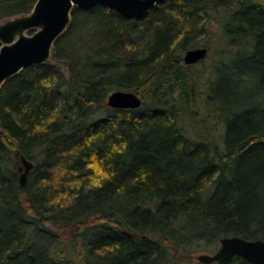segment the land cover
I'll list each match as a JSON object with an SVG mask.
<instances>
[{
    "label": "trees",
    "instance_id": "1",
    "mask_svg": "<svg viewBox=\"0 0 264 264\" xmlns=\"http://www.w3.org/2000/svg\"><path fill=\"white\" fill-rule=\"evenodd\" d=\"M36 1L0 0V21ZM69 27L52 63L0 90V264H168L227 236L264 241V0H165L143 18L74 8ZM81 27L95 34L79 48ZM210 32L195 108L183 54ZM115 90L142 106L94 117Z\"/></svg>",
    "mask_w": 264,
    "mask_h": 264
},
{
    "label": "water",
    "instance_id": "2",
    "mask_svg": "<svg viewBox=\"0 0 264 264\" xmlns=\"http://www.w3.org/2000/svg\"><path fill=\"white\" fill-rule=\"evenodd\" d=\"M165 0H37L31 11L0 21V90L11 77L24 68L36 64H50L56 42L67 31L74 8L92 10L105 6L128 18L145 17L158 3ZM30 30L34 33L28 34ZM207 47L191 48L184 54L187 65L196 64L208 55ZM143 104L142 98L132 91L115 90L109 94L107 105L118 109H135ZM23 170L19 177L24 187L34 163L23 157ZM240 256L251 264H264V241L239 236L220 240L214 253H202L203 264L225 262Z\"/></svg>",
    "mask_w": 264,
    "mask_h": 264
},
{
    "label": "rangeland",
    "instance_id": "3",
    "mask_svg": "<svg viewBox=\"0 0 264 264\" xmlns=\"http://www.w3.org/2000/svg\"><path fill=\"white\" fill-rule=\"evenodd\" d=\"M72 21V19H71ZM71 24V23H70ZM70 26V25H69ZM84 26H88L87 24H85ZM70 27H68L67 31L69 30ZM95 30H98L100 31V27H96ZM197 30V29H196ZM66 31V32H67ZM84 31V32H83ZM90 29L88 31V28L86 29H81L76 33V43L75 45L76 46H79V48L81 47H84L85 44H83V42H85L86 40V44L88 43V40H90V37H91V40H93V36H90L92 34H95L94 31H92V34L90 33ZM35 30H30L28 32V34H32L34 33ZM73 30L70 31L69 34H73ZM84 33V34H83ZM194 36L192 37L189 45H188V49H191V48H198V47H210L208 50V55L203 59L201 60L200 62L196 63V64H191V71H193V73L196 74V76H194L196 78V86H197V89H196V93L198 94V96L196 97V100H195V108L197 107V105L200 104L201 100L199 98V94L203 91V90H206L207 89V86H210V83L213 82V76H212V68L214 66V63H215V59H216V54H217V51H218V46L215 45V46H210V44L212 43V41L214 40L215 38V35L213 32H210V33H193ZM217 36V35H216ZM81 38V40H80ZM82 39H85V41H83ZM90 40V41H91ZM83 41V42H82ZM0 47H1V42H0ZM179 53V52H178ZM185 54V52H184ZM184 54H183V58H184ZM61 66H62V71L64 73H66L67 75H69V66L68 64L65 62V61H60L59 63ZM183 64H185L183 62ZM221 72L219 71L217 76H216V79H219L220 76H221ZM221 82V80H219ZM202 94V93H201ZM108 110H109V106L107 105V101L105 103L102 104V106L97 109V111L95 112L94 114V117H99V116H105L106 114H108ZM200 110V109H199ZM200 114V113H199ZM200 123H196V121H193V120H188L187 121V125L189 126L190 129H197L199 131V129L201 128V125H199ZM221 128L220 125H217V129L219 130ZM23 169L24 170V164L20 165L19 166V171H20V174L22 173L23 170H20V169ZM218 249V247L216 249H208V250H200V251H191V254L190 256H187V257H179L177 256V260H181L182 261V264H203L201 263L199 260H198V256L202 253H214L216 250ZM176 258H173L172 256H170V260L168 262V264H173V261H175ZM184 258V259H183ZM181 261H178L176 264H181Z\"/></svg>",
    "mask_w": 264,
    "mask_h": 264
}]
</instances>
